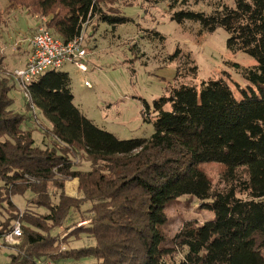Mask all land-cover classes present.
<instances>
[{
    "label": "trees",
    "instance_id": "obj_1",
    "mask_svg": "<svg viewBox=\"0 0 264 264\" xmlns=\"http://www.w3.org/2000/svg\"><path fill=\"white\" fill-rule=\"evenodd\" d=\"M153 1H168L175 10L192 0ZM8 3L45 18L42 26L64 43L79 37L96 16L110 18L99 0ZM208 5L209 14L184 8L172 19L198 23L209 33L223 29L227 49L256 62L242 69L248 86L238 99L222 78L181 83L152 108L144 101V121L155 129L150 138L120 140L97 127L74 105L69 73L50 70L30 86L34 107L49 124L37 146V128L30 126L36 114L12 109L15 83L0 74V215L7 216L0 222V244L10 247L6 236L18 221L22 228L8 264H264V0ZM3 61L1 56L0 66ZM192 72L196 76L197 68ZM85 163L88 169H81ZM209 165L220 168L223 187L214 186ZM74 179L78 197L65 191ZM186 196L215 219L187 220L169 237L168 208ZM16 197L24 199L23 209ZM72 213L80 215L79 222L54 234ZM83 239L90 244L67 247Z\"/></svg>",
    "mask_w": 264,
    "mask_h": 264
},
{
    "label": "rangeland",
    "instance_id": "obj_2",
    "mask_svg": "<svg viewBox=\"0 0 264 264\" xmlns=\"http://www.w3.org/2000/svg\"><path fill=\"white\" fill-rule=\"evenodd\" d=\"M99 1L110 18L124 17L129 21L113 24L110 18L103 20V14L96 16L85 25L88 71L82 72L74 64H67L61 69L70 74L74 105L97 127L120 140L150 138L155 129L152 123L144 121V101L152 108L154 101L167 96L171 88L181 83L200 85L202 81L222 78L231 86L235 96L241 99L240 89L248 86L242 69L252 67L256 62L244 53L229 51L226 44L229 35L223 29L209 33L201 31L198 23L187 21L182 25L172 19L176 11L184 8L209 14V0H192L188 6L175 10L170 9L171 3L168 1ZM225 2L234 7L235 0ZM8 4V0H0V52L8 64L0 66V74L5 75L13 72L11 65L14 56L28 48L39 20L46 22L45 18L34 16L27 9H10ZM195 67L197 74L193 76L192 69ZM11 97L14 99L12 109L27 116L36 114L38 119L30 126L37 128L34 138L36 145L42 146L44 130L49 126L47 120L31 105L29 107L33 111H26L27 101L19 91L13 89ZM167 109H170L169 106ZM150 115L147 117L155 119V114ZM88 167L89 164L85 163L81 169ZM208 172L214 186L223 187L220 168L209 165ZM78 184V179L67 181L66 193L78 197ZM13 200L21 209L24 208L22 197ZM167 215L166 234L169 237H173L187 220L204 223L215 219L212 212L203 209L200 201L188 196L170 205ZM79 217V214L72 213L71 219L56 229L54 234L65 233L72 223L79 222ZM6 218L3 211L0 222ZM83 225H87V222L79 223V226ZM19 243L20 239H17L14 245L0 250V264L10 262V249ZM88 244L90 241L83 239L67 247L78 248ZM90 261L85 260L82 264H90ZM38 263L42 264L43 261Z\"/></svg>",
    "mask_w": 264,
    "mask_h": 264
},
{
    "label": "built area",
    "instance_id": "obj_3",
    "mask_svg": "<svg viewBox=\"0 0 264 264\" xmlns=\"http://www.w3.org/2000/svg\"><path fill=\"white\" fill-rule=\"evenodd\" d=\"M85 31L84 25L79 37L72 42L64 43L61 39L52 35L45 26H41L31 40L32 53L26 65L8 74L14 81L16 88L34 111L35 107L30 92V86L34 80L41 77L47 71L61 70L67 64H74L82 72L88 71L86 61L89 52L86 49ZM21 235V223L18 221L12 232L6 236L5 241L8 244L10 243L9 245H14ZM42 264L55 263L48 261Z\"/></svg>",
    "mask_w": 264,
    "mask_h": 264
},
{
    "label": "crops",
    "instance_id": "obj_4",
    "mask_svg": "<svg viewBox=\"0 0 264 264\" xmlns=\"http://www.w3.org/2000/svg\"><path fill=\"white\" fill-rule=\"evenodd\" d=\"M43 23L44 22H42L41 20H39V25L37 26V28L34 30V33H33V36L37 33V31H38V29L43 25ZM33 36H32V38H33ZM32 38L30 39V43H29V45H28V48H25V49H22L21 51H19L18 53H17V55L16 56H14V58H13V61H12V65H11V69L14 71V70H16V69H20V68H23L25 65H26V63H27V61H28V59H29V57H30V55H31V53H32V46H31V40H32ZM3 57H4V55H3ZM89 57V56H88ZM86 63H88V60L86 61ZM3 64H7L6 62H5V59H4V61H3ZM8 65V64H7ZM87 65V64H86ZM10 66V65H9ZM88 67V66H87ZM70 75V74H69ZM15 90L16 91H19L16 87H15ZM43 139H45L44 137H43ZM44 141V140H43ZM42 141V142H43ZM46 141V140H45ZM43 144V143H42ZM67 194V193H66ZM68 196H69V194H67ZM3 248H5V246H1L0 245V250L1 249H3ZM8 248V247H7ZM10 250H12V248L10 249Z\"/></svg>",
    "mask_w": 264,
    "mask_h": 264
}]
</instances>
